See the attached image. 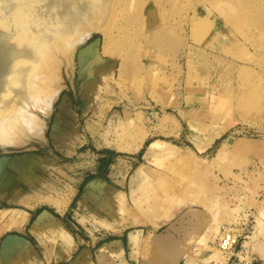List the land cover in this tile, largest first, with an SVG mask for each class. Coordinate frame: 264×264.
I'll list each match as a JSON object with an SVG mask.
<instances>
[{
  "label": "rangeland",
  "instance_id": "rangeland-1",
  "mask_svg": "<svg viewBox=\"0 0 264 264\" xmlns=\"http://www.w3.org/2000/svg\"><path fill=\"white\" fill-rule=\"evenodd\" d=\"M0 5L22 29L0 56V129L18 108L42 128L17 125V146L0 149V209L71 203L95 239L90 264H264V0H89L82 25L101 32L70 70L58 18L34 14V0ZM35 73L42 99L63 85L50 114L27 89ZM225 226L245 228L229 255ZM7 229L0 264H27L32 250L5 251ZM120 235L133 237L125 252L100 248ZM28 240L53 264L71 260L61 242Z\"/></svg>",
  "mask_w": 264,
  "mask_h": 264
},
{
  "label": "bare ground",
  "instance_id": "bare-ground-1",
  "mask_svg": "<svg viewBox=\"0 0 264 264\" xmlns=\"http://www.w3.org/2000/svg\"><path fill=\"white\" fill-rule=\"evenodd\" d=\"M87 1H89V0H34V7H36L35 8L36 11L34 12V14L39 13L40 16H47V17L50 16L52 20H54L55 18L59 19L57 24L60 25L59 29H62V31H61V34L59 36H56L57 40L55 43V48L58 50L59 54H61L63 59L65 60L68 70L71 69L72 58H73L74 54L76 53L78 47L81 46L83 43H85L90 38H92L94 31L101 32V29L99 27H96L95 29H84V26L82 25V23L86 22L87 18L89 17L87 12H86L87 11V9H86V2ZM98 1L102 2V0H98ZM0 2H2L3 7H4V6L8 5L9 0H0ZM79 2H81V4ZM3 10H4V12L2 10H0L1 11L0 13L3 15L2 19L0 20V28H2L0 30L4 32V35L1 36V39H0V56H2L3 54H6L8 52V51H6V47H8L9 45L13 46L11 43L12 40L16 42V46H13V47H18V48L21 47V44L18 42V38H19V35H20V32L22 29H15L14 31H12V29H8L9 26H11L12 24L14 26L15 24L13 22L12 23L9 22L8 18L11 14L10 13L7 14L5 11V8H3ZM59 10L64 11L63 15H60L59 13H57ZM46 11H48V12H46ZM11 12H13V11H11ZM100 16H102V14ZM34 20L37 21L38 25H40V23H42L41 22L42 20H38L36 18ZM66 20L71 21L70 24H68V25L65 24ZM7 22L9 23V26H7V24H6ZM55 23H56V21H55ZM150 25L153 26V24H150ZM152 26H150V27H152ZM55 27H56V25L53 28H55ZM71 27H75L76 29H79L78 30L79 33L71 36L70 37L71 39L69 40V38L67 37V33L71 32ZM55 29H57V28H55ZM10 54H12V53H10ZM83 54L84 53H82L79 57L80 64H85L82 61ZM1 59H3V58H1ZM18 60L20 61L19 58L15 59L13 64L11 65L12 71L10 74H12L15 71L14 65L17 64ZM47 69H50V67L49 68L47 67ZM40 71L42 73L45 70H43V68L40 67ZM2 74H3V72H2ZM35 74L33 76L28 77L27 80H29V81L27 83V89L35 97V98H33L34 100H32L34 102L35 106L40 107L43 105L45 107L43 109H45V111L48 112L47 114H50L52 111V108H53V103H54L55 99L59 96V94L61 93L63 85L58 86L56 89L51 91L50 94H48L47 96H45V98L42 99L41 97H39V95L41 94L43 89L39 90L38 88H40V87H38L37 84L38 83H39L38 85H41L43 83L46 84L47 81L45 79H43L41 76H38L37 73H35ZM47 74H50V73L47 72ZM36 82H38V83L36 84ZM35 85L38 88L35 87ZM26 107H28V106H26ZM14 119H16V120L15 121H13V120L7 121L6 124L0 129V149L4 150L5 148L10 147V146H12V147L17 146V142L15 141V138H17L16 136L18 135V132L19 133L21 132L19 130V128H17V125L22 124V128L24 127L30 133L34 132L36 130L42 132V128L38 127L35 123H33V120H32L33 118L30 114H28L27 110H23L22 108H18L16 111V116ZM37 133H39V132H37ZM41 224L44 228H47V229L55 227L52 222H50L46 219H44ZM6 245L13 247L14 243L12 241H7ZM83 257L84 256H81L80 258H78V263L81 262Z\"/></svg>",
  "mask_w": 264,
  "mask_h": 264
},
{
  "label": "crops",
  "instance_id": "crops-1",
  "mask_svg": "<svg viewBox=\"0 0 264 264\" xmlns=\"http://www.w3.org/2000/svg\"><path fill=\"white\" fill-rule=\"evenodd\" d=\"M57 201L59 200H55V202ZM55 202L52 204L49 203L50 205H48V208H43V205L38 202H33L30 204L29 202H26L27 206L25 205L20 208L12 207L0 209V215L3 211H7L9 212V216L11 215L16 217L14 218L15 220H12L11 217H9L8 219H1L4 218V216L6 215L0 216V226L5 225L6 228H8L7 230H10L12 233L7 237L6 242L12 241L14 243V246L12 247L6 245L5 242V251L14 253L16 257H19V255H23L20 254V252L22 253L23 251L28 252L32 250L30 254L31 261L27 264H53L54 257L50 256L49 254H39L36 249V246L33 245L28 239L32 238L34 241L43 245L44 242L51 241L52 243L54 242L57 245H59V243L61 242L66 252H68L71 256V260L68 263L59 264H80L81 262L78 263L77 257L82 253V256H84L85 254V256L83 257L85 260L84 264H90L88 259L89 255H92L94 245L89 244V242L93 243L95 239L91 237L92 235H87L86 233H83V231H86L87 229L84 225L80 223V221L77 219L78 217L76 218L75 216H71V203L57 204ZM70 216L72 219V224L75 226V233H71L70 229L65 223V219L70 218ZM44 219L50 222L54 221L56 227H58L60 231L58 230L59 232H57L53 228H48L49 230L47 228H44L41 224ZM141 233L142 230H138L132 233L134 234V242H132L131 244H134L136 239H140ZM131 235L130 237L128 236V238L126 237L125 240L123 239V236L120 235L117 237L118 239L111 242H106L102 244L100 248L108 244L107 246H112V249L114 248V251H116L119 255L122 252H125L126 247H128L129 239L133 238L131 237ZM107 256H109L108 251ZM62 258L63 255L60 256V259ZM106 261L107 264H110L108 262V259Z\"/></svg>",
  "mask_w": 264,
  "mask_h": 264
},
{
  "label": "built area",
  "instance_id": "built-area-1",
  "mask_svg": "<svg viewBox=\"0 0 264 264\" xmlns=\"http://www.w3.org/2000/svg\"><path fill=\"white\" fill-rule=\"evenodd\" d=\"M243 226L240 230L241 233H236L233 231L234 229L227 228L226 226L222 228L223 232L217 242V247L225 255L233 254V252H235L239 247H241V238L245 232V228Z\"/></svg>",
  "mask_w": 264,
  "mask_h": 264
}]
</instances>
